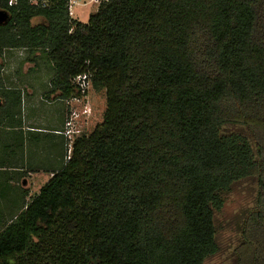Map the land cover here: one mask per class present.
Instances as JSON below:
<instances>
[{
	"label": "trees",
	"instance_id": "trees-1",
	"mask_svg": "<svg viewBox=\"0 0 264 264\" xmlns=\"http://www.w3.org/2000/svg\"><path fill=\"white\" fill-rule=\"evenodd\" d=\"M8 1L0 60L42 50L48 97L87 72L107 108L3 222L0 264H206L224 194L248 179L237 260L264 264V0H103L88 22L69 0Z\"/></svg>",
	"mask_w": 264,
	"mask_h": 264
},
{
	"label": "rangeland",
	"instance_id": "rangeland-1",
	"mask_svg": "<svg viewBox=\"0 0 264 264\" xmlns=\"http://www.w3.org/2000/svg\"><path fill=\"white\" fill-rule=\"evenodd\" d=\"M79 1L82 4H78L73 7L74 14H71V17L82 22H88L91 14L98 9L99 3H89V0ZM102 1L103 0H100V3ZM84 3L86 5H83ZM42 22H44V18L42 17L34 18L32 21L33 25ZM17 51L16 49L8 50L2 57L1 60H3L2 63L5 67L4 73L37 74L39 77L33 83L38 87L37 90H41V87L43 86H49L51 78L55 75V70L46 57V54L42 50H22V55L19 53L21 49ZM45 95H48V93H44V96ZM56 96L57 95L55 94V98H57ZM36 99L35 104L37 105H35V109L30 110V112L33 111L31 114L32 116L36 115L35 117L38 123L44 124V122H46L48 125V121H51L52 123L55 119H58V121L61 119L60 110L61 108L64 109L67 105L65 104V100H59L55 104H44L38 100L39 97ZM84 99L85 100L83 102H74V106L76 110L82 114L80 118L82 135H89L97 127V125L102 123L104 120V114L107 108L106 90H96L91 84L87 97ZM22 107L25 109L26 103L23 104ZM85 108L88 110V113L86 114L83 113ZM14 110H16V108H14ZM55 125L53 124V126ZM44 145H42V148ZM52 152L53 153L44 151L43 156H48L50 163L45 164L46 160H44L43 165L49 166L51 161L54 159L55 162H58L54 165L55 168H58V171L64 165V151L60 146H55L52 148ZM51 172L53 171L48 170L44 173V175H42V178L31 180L30 185L27 181L25 186L29 187V195L26 198V203H29L31 198L39 192L42 184L41 180H44L47 176L49 177ZM257 190V181L254 179H248L239 182L232 190L225 192V204L221 211H218L215 215L218 250L206 261V264H239L237 260V249L242 244V224L253 204ZM3 198L5 197L0 196L1 200H4ZM3 206L5 207V203L0 201V208H2L0 210V228L4 226L3 222L8 221V219L17 212L15 210L11 211L10 209H3Z\"/></svg>",
	"mask_w": 264,
	"mask_h": 264
},
{
	"label": "crops",
	"instance_id": "crops-1",
	"mask_svg": "<svg viewBox=\"0 0 264 264\" xmlns=\"http://www.w3.org/2000/svg\"><path fill=\"white\" fill-rule=\"evenodd\" d=\"M17 50L20 49L17 48ZM22 50L25 49L19 51L21 55ZM2 61L0 60L2 64L0 75V196L5 198L0 201L5 203L3 209L20 211L25 208L26 198L29 195V187L25 186L27 181L30 185L31 180L42 178L48 170L53 171L49 177L41 180L40 187H42L58 169L54 166L58 163L54 159L49 166L43 165L44 160H46L45 164L50 163L48 156H43L44 151L53 153L52 148L60 146L63 148L64 155L66 154V139L62 131L65 128L69 107L66 105L64 109L61 108L59 121L58 119L52 123L48 121V125L46 122L38 123L36 115L32 116L33 111L30 112L37 105L35 104L37 97L44 104H55L64 99L55 98V94L50 97L44 96V93L49 92L47 90H50L51 85L37 90L38 87L33 84L39 77L37 74H5ZM25 103L26 108L24 109L22 105ZM53 124L56 125L53 126ZM42 145H44L43 148Z\"/></svg>",
	"mask_w": 264,
	"mask_h": 264
},
{
	"label": "built area",
	"instance_id": "built-area-1",
	"mask_svg": "<svg viewBox=\"0 0 264 264\" xmlns=\"http://www.w3.org/2000/svg\"><path fill=\"white\" fill-rule=\"evenodd\" d=\"M30 4H42L47 5L49 0H28ZM98 2L100 4V0H89V3ZM19 0H9L8 5L11 7L18 5ZM82 4L79 0H69L68 7L70 11V15L74 14L73 7L75 5ZM83 5H86L85 3ZM1 9V8H0ZM72 84L75 87L76 93L68 99H65L66 104L68 105V116L65 123V128L62 131V134L65 136L66 139V160H69L72 155L73 147L75 140L82 135L81 130V121L80 118L82 116L79 113L75 106V103L83 102L87 97L88 90L92 84L91 75L87 72L77 75L72 79ZM83 113H88V110L85 108Z\"/></svg>",
	"mask_w": 264,
	"mask_h": 264
},
{
	"label": "water",
	"instance_id": "water-1",
	"mask_svg": "<svg viewBox=\"0 0 264 264\" xmlns=\"http://www.w3.org/2000/svg\"><path fill=\"white\" fill-rule=\"evenodd\" d=\"M9 17V13L6 10L0 9V24L7 23Z\"/></svg>",
	"mask_w": 264,
	"mask_h": 264
}]
</instances>
